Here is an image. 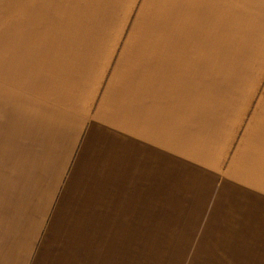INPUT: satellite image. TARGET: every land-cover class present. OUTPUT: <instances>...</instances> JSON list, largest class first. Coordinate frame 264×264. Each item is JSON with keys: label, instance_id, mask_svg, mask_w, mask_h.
<instances>
[{"label": "crops", "instance_id": "crops-1", "mask_svg": "<svg viewBox=\"0 0 264 264\" xmlns=\"http://www.w3.org/2000/svg\"><path fill=\"white\" fill-rule=\"evenodd\" d=\"M177 2L145 0L143 7L165 8L166 15L196 7ZM13 8V0H0V89H10ZM177 35L131 36L111 70L109 50L84 48L67 61L75 67L65 74L77 89L72 97L24 99L28 120L21 123L20 144L6 146L11 154L20 150L18 160H5L0 264H118L126 243L138 248L139 234L152 232L158 202L172 208L178 178L182 186L209 185L213 233H264V182L250 178L242 164L253 148H242L233 163L232 155L223 157L232 148L189 146V121L204 115L205 94L199 93L210 76L201 70L204 50L189 49L187 35ZM24 50L20 54L29 56ZM57 73L60 64L48 85L53 93ZM220 97L217 90L207 102L215 108ZM4 99L6 124L13 103ZM199 169L210 172L201 178Z\"/></svg>", "mask_w": 264, "mask_h": 264}, {"label": "rangeland", "instance_id": "rangeland-1", "mask_svg": "<svg viewBox=\"0 0 264 264\" xmlns=\"http://www.w3.org/2000/svg\"><path fill=\"white\" fill-rule=\"evenodd\" d=\"M13 4L10 89H0V208L5 160L11 155L18 160L15 150H20L16 146L11 154L6 146L20 144L21 123L28 120L22 111L24 99L36 103V97H72L71 91L77 89L72 83L70 88L65 74L75 67H68V60H75L84 48L106 49L111 70L131 36L138 39L141 33H172L180 38L184 34L189 49L204 50L201 70L210 79L199 93L202 98L205 94L204 115L189 121V146L232 148L223 157L232 155L233 163L242 148H253L249 162L242 164L250 167V178L264 182V0H195L190 2L195 8H173L171 15L165 8L143 7L145 0H13ZM129 48H134V42ZM22 49L29 50V56L21 55ZM59 64L53 93L48 85H53V68L58 65L59 70ZM217 90L221 97L214 108L207 101ZM5 96L13 103L6 124L8 113L1 104ZM199 170L201 178L210 172ZM180 180L174 179L172 208L158 202L152 232L139 234L138 248L130 249L126 243L118 251V264H264V233H213L212 208L206 207V202H212L206 200L212 198L209 185L203 191L197 183L177 184ZM215 189L219 191L218 185Z\"/></svg>", "mask_w": 264, "mask_h": 264}]
</instances>
